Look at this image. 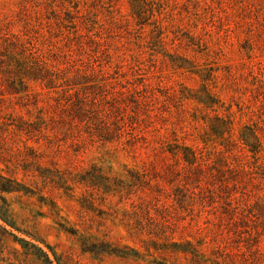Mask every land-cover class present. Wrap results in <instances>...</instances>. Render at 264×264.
<instances>
[{"label":"rangeland","instance_id":"obj_1","mask_svg":"<svg viewBox=\"0 0 264 264\" xmlns=\"http://www.w3.org/2000/svg\"><path fill=\"white\" fill-rule=\"evenodd\" d=\"M0 264H264V0H0Z\"/></svg>","mask_w":264,"mask_h":264}]
</instances>
